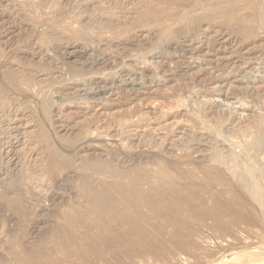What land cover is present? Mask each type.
<instances>
[{"label": "rangeland", "instance_id": "obj_1", "mask_svg": "<svg viewBox=\"0 0 264 264\" xmlns=\"http://www.w3.org/2000/svg\"><path fill=\"white\" fill-rule=\"evenodd\" d=\"M211 3L0 0V264H264V222L233 216L213 237L216 224L195 216L216 200L230 207L225 187L211 180L209 146L198 142L203 128L221 110L236 124L264 113V30L210 21L164 49L165 33ZM148 54L153 61L141 62ZM80 75L116 86L90 99ZM89 157L117 166L127 183L149 176L135 178L146 188L157 185V163L172 165V176H183L179 226L149 218L148 237L99 253L104 229L122 230L82 195V183L110 181L90 174Z\"/></svg>", "mask_w": 264, "mask_h": 264}, {"label": "bare ground", "instance_id": "obj_2", "mask_svg": "<svg viewBox=\"0 0 264 264\" xmlns=\"http://www.w3.org/2000/svg\"><path fill=\"white\" fill-rule=\"evenodd\" d=\"M234 1L235 0H213V3L202 9V13H199L200 16L198 15L197 19L182 21L184 22L181 26L182 28L172 32H167L165 35H163V42L165 43L164 49L170 48V44L172 42L178 44L180 36L186 35V32L190 31L189 33H191V31H193L194 33L197 31L196 29L198 27H202L200 25L203 24H207L208 26L210 21H213V23L215 22V24L218 22V25L221 24L229 27L234 26L235 28H238L237 30H264V0H240L238 1L242 2L241 5L239 4L240 6H234ZM247 31L246 33H248ZM152 55H146L143 57L141 62L151 63L152 57H154ZM104 59L100 58L96 61V63L101 62L103 64ZM93 64L95 63L93 62ZM130 67L131 66H128L127 68ZM89 68L90 67H88V69ZM144 69L146 68H143L141 72L144 73ZM128 70L134 72V70L131 68ZM82 72L85 73L84 68ZM115 76L117 77V75ZM106 79H103L102 77L84 79L80 75L78 82L81 81L79 83V87L84 89L86 97L94 99L95 97L102 96L106 91L103 90L107 87H113L114 85L116 86V81ZM131 81L133 82V79H131ZM210 83H212V81ZM112 87L111 89L114 88ZM59 110L61 109L59 108ZM55 111L58 112L56 109ZM262 111L264 112V107L262 108ZM51 112V114H54V116L57 117V113L54 112V109ZM60 112L61 111H59V113ZM208 117L210 116L202 114L203 121L207 120ZM212 118L213 126H205L203 128L204 134H200L198 142L203 141V144L206 145V147L209 146L208 157L209 161L213 163L211 180H213L214 185L225 187L226 193H228L226 194V197H228L230 207L224 209L222 205L225 201L216 200L211 207L203 209L197 215H194L196 218L200 219V224L202 226L216 224V230L214 231L215 233L212 234L213 237H216V235L220 234L222 229L221 226L224 220L232 218L233 216L239 218V220L249 221L252 226L257 222H264V113L260 112L252 117L249 116L245 124H236L237 122H235L234 116L229 110L218 111ZM63 123V118L61 119L59 117V119L54 124H59V128H62L64 127ZM140 126L141 124L139 123L133 125L135 129H138ZM16 128L17 127H15V129ZM233 138L237 139L238 141L236 143L229 141L230 139L234 140ZM17 142H19V140ZM236 148H238L237 151ZM79 150L81 152V148ZM84 151L85 149L82 152ZM107 163L108 162L106 161H102V159H93L92 157L84 160L83 164L88 169V171H90L92 176L93 174L94 176L97 175V177L105 175L103 177L107 178L106 180L110 179V181L105 182L103 180V183L98 185L99 187L97 185L95 186L91 184V182L82 183V186H80L82 189V195L86 202L91 205V207L100 210L105 216L109 217L110 220H113L115 222L114 224L119 226L122 230L118 234H112L109 231L105 232V229L103 228L104 231L101 237L108 241V245L101 248L99 253L106 252L107 248H114L118 242L123 239L135 240L137 238L148 237L153 231L149 224V218L161 220L162 222H173L176 227L179 226L177 216H179L178 214L183 208H180L177 204L180 198L183 196L184 191L177 192V183L178 181L183 180V176L173 177L171 173L173 169L172 165L166 162H156V166H158V176H156V180L154 179V182L157 181V185L150 183V181L149 183L150 185L152 184V186H150L148 183L147 188L145 186L144 188L138 184L137 179L139 181H149V176L147 178H144L143 176L142 179H140V177H135L137 179L134 178L129 180L127 183L124 181L126 178V173L124 171L122 172V170L117 166H112L110 163L108 165ZM201 204H203V202H201ZM143 207L147 208L149 212L147 220L145 217L144 219L141 217L142 215L146 216L145 214L141 215V209H143ZM97 212L99 213V211ZM194 215L193 217H195ZM196 218L194 220H196ZM100 219L103 220V218ZM104 219L106 218L104 217ZM75 221H78L76 220V217ZM126 226H129L130 228L125 229ZM175 236L179 237V232H176L174 234V237Z\"/></svg>", "mask_w": 264, "mask_h": 264}]
</instances>
